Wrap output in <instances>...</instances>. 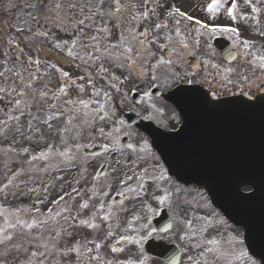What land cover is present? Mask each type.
<instances>
[{"label":"rangeland","instance_id":"rangeland-1","mask_svg":"<svg viewBox=\"0 0 264 264\" xmlns=\"http://www.w3.org/2000/svg\"><path fill=\"white\" fill-rule=\"evenodd\" d=\"M161 11L162 13L159 14L160 19L162 22L168 23L167 20L169 18L163 16L164 9H161ZM41 25V23L34 21L32 32L36 35L32 36L31 44L28 41L27 46H24L25 43L19 41V36L16 37L9 33L10 37L15 42H18L22 48L17 49L13 53L17 58L12 63L15 67L16 74L12 77H7L6 74L5 76H0V87L5 89V92L0 94V121L4 122L0 123V227L4 228V233H0V237L4 235L11 236L10 240L0 242V264H40L41 261H43V264H104L105 257L107 258L108 264H126L124 261L127 259L138 264H141V261L143 264H159L153 260L144 261L141 258L140 247L145 237L148 236V233L152 234L148 223L149 217L161 205L173 207L175 216L174 228L171 234H168V238L170 241H177L182 245V249L186 254L182 259V264H191L188 257L195 259L197 264H209L210 260L214 257L221 264H238V261L233 258L237 254L232 256L231 250L229 254H221L226 248L224 247L223 249L220 243L215 246L207 244V247H205V244L202 242L211 238L210 236H206V230L203 233L200 232L201 227H205L203 219L201 218L206 215L204 211L208 210L206 202H178L179 204H185V206H177L173 205V202H167L168 199L164 202H160L157 199L156 203H152L154 201L151 199H155V194L151 190L150 185L147 190L144 189L145 193L143 195L139 194L140 200H136V192L131 191V197L121 211L124 220L120 221V223L125 224L126 228H106L107 220L102 219V217L104 215L111 216L115 212L106 213L105 211L108 210L107 206L106 210L101 211L104 212L101 217L94 207V203L97 204L98 202H89L91 198L87 197L83 199L86 193L83 192V183L86 185H88V182L97 183L93 175V170L91 169L92 167L88 171L89 175L86 176L88 181L82 182V187L79 189L77 198L72 199V196H70L67 199L69 201L61 206L54 205L53 210L51 212L49 211L48 214L43 213L45 203L50 205L52 202L49 201L63 189L73 188L77 185L72 182L66 183V186L61 189L60 180L54 178L56 173L52 174L50 172V169L59 167L60 165L58 160L59 152L48 153L50 166L49 169H46V172L49 174H44L42 169L38 168L41 159L34 152L39 150L43 151L48 146L57 149L56 151L59 148L60 151V146L63 141L60 129L63 128V131L68 130L69 133L73 132L76 139H78V132L87 124L78 119V116L74 117L66 114L67 116L63 117L53 90H60L63 87L64 91H60L59 99L60 101L63 99L65 103V112L76 110L77 106H82L79 101H85L87 98L84 92L90 84H87L88 80L85 78V75H90V73L86 70L83 78L75 80L74 82L73 79L67 83L66 80L64 82L63 79H59L60 72L70 73L71 76L77 74V72L73 63H61L52 57L49 46L41 38L46 37V34L47 38H52L53 36H49V33L51 34L52 32H46V29L42 28ZM82 32H85L82 36L83 38L88 37V35L89 38L92 37L90 30L84 29ZM54 34L58 36L55 30ZM135 37L136 40L139 39V33ZM3 39L5 40V36L0 33V44L2 45L0 55L2 56H4L3 51L6 49L3 46ZM88 52L86 48L84 53L88 54ZM153 54L155 55L156 51ZM6 63L9 64L7 58ZM47 63H52L55 68L53 70L50 68L49 71L47 69ZM1 66L4 68L3 64H0ZM32 77H35V79H32ZM108 83L114 89L120 88V85H117L110 78L108 79ZM13 89L22 90L25 93L23 96L16 95ZM40 92H43L44 95L40 96ZM16 100H20L21 103L16 105ZM66 100H71L75 103L67 105ZM157 105L163 107L162 112L164 114L168 112V108L164 107L166 105L163 102ZM93 106H91V110H93L92 114L96 108ZM81 109L84 112L87 110L85 107ZM8 116H18L19 120H9ZM46 116H55L57 119L54 123L43 126L40 122ZM75 120L80 121L76 122ZM85 121H87V118ZM168 122L166 121L165 125ZM103 124L104 120L97 121L93 119V125H96V128H102ZM93 132L95 133V131ZM80 140L81 146L86 145L88 142L87 136H84ZM76 144L77 142L74 143V145ZM24 149H27V151H24ZM85 160L86 157L79 154L72 162L80 165L81 171L77 173L78 176H84L81 173L84 170V166H87ZM68 162L70 161H64L66 164ZM132 165L131 170L134 179L130 182V185L137 184V175H143L138 165H134V163ZM152 165L159 168L155 160ZM126 168L122 169L120 175L118 173V179ZM147 173L154 174L151 171H147ZM68 175L71 174L63 175V180L68 178ZM9 179L12 181L11 184L8 183ZM115 184H117V180L114 177L112 181H106L102 185V190L104 193H107L108 199L114 192H118V189L114 186ZM29 187L33 188L25 191ZM132 188H136L135 185H132ZM152 189L155 190V184L152 186ZM187 191L191 199H201L200 194L196 190L190 188ZM171 193L173 194V191ZM160 195H163V193H159L156 197ZM184 195H186L185 192H180L176 198L183 197ZM36 202H42V205L37 207L39 212L36 211L34 213L31 211L35 207ZM132 202H137L138 205L133 206ZM75 203L81 205L80 213L75 211V209H78V205L74 209L73 204ZM84 204H87V207H82ZM115 209L119 213L118 208ZM136 212H139V216L137 218L132 217ZM75 213L80 217L78 231L74 228V225L70 226V223H68ZM44 214L49 217L46 218ZM17 216L26 222L37 220L43 221L44 223L42 226L34 225L32 229H24L20 225L16 228H8L7 223H15ZM214 217L218 219L219 216L215 213ZM82 221L86 223H82ZM131 221H134V223H131ZM189 221L191 222V228L188 225ZM94 222L97 223V226L94 225ZM91 224L94 226L90 227L89 225ZM187 231L190 234L192 232H196L197 234L189 236ZM109 232H111V235H109ZM121 234H125L132 239L134 238L127 242L129 253L122 255L111 252V248H113L111 245H114L115 239L121 236ZM182 236L184 239H181ZM211 236L217 239L216 235L212 232ZM97 243L100 244L99 249L96 248ZM194 244H199L200 246L193 247ZM238 245L232 242L228 244V247L232 249L233 246L237 248ZM210 247H219V253L221 254L220 260L217 258L218 253H208L205 251L206 248ZM191 248L193 249L190 250ZM201 252L204 253L203 256L199 255ZM33 253H37V255L34 256ZM39 253H44V255L41 256ZM98 256L103 257V259L101 261L98 258L93 259V257ZM241 258L244 259L245 257L243 256ZM115 259H117L116 262ZM119 259L124 261H120Z\"/></svg>","mask_w":264,"mask_h":264},{"label":"flooded vegetation","instance_id":"flooded-vegetation-1","mask_svg":"<svg viewBox=\"0 0 264 264\" xmlns=\"http://www.w3.org/2000/svg\"><path fill=\"white\" fill-rule=\"evenodd\" d=\"M67 0H0V33L5 36L3 39V46L6 49L3 51L4 56L0 55V64H3L4 68L1 66L0 73L2 76L12 77L16 74L13 62L17 59L13 55L14 51L21 49L22 46L13 40L12 37L7 36L3 31L11 33L16 37H20L19 41L25 43L27 46L28 41H32V28L34 27V21L41 23L42 28L46 29L49 36L52 38L44 37L42 41L47 44L52 51L57 52L60 55H68L69 50L72 48L83 47L95 45L101 55L112 64L114 71H109L110 75L113 76L115 73L129 70V67L119 68L117 64L123 59L120 53L124 51L123 42L121 37H125L126 40H131V36H136L137 33H142L147 30L146 36H140L139 39L131 40V46L134 51L142 50L138 41H145L144 47L149 49L152 53L156 51V54L152 56L151 62L155 63L156 59L163 56L166 59L169 58V52L172 47L177 48V52L180 57H182V62H177L179 65H183L185 70H187V80H194L195 84H199L208 88V92L212 94L216 93V96L226 95L228 92L241 93L248 96L249 99L253 101L256 98L264 99V69L259 68V62H253L254 58L260 55H264V0H236V8L233 10V15L236 16L235 20H232L227 15V8L231 7L232 0H219V11L216 13H210L207 10V5L212 2V0H174V4L180 7L182 11L192 15L194 18L200 19L204 22L218 23L223 25H230L238 29L237 34L233 33H218L210 34L206 30H202L201 34H197L192 31L193 25L186 20L181 21V32L186 37L185 42L189 45L188 49H183L180 44V37L175 35V22L174 18H171V23L161 24L160 16L157 9L154 8L152 16L148 17V20H152V23H146L142 26L140 23L136 24L135 32H130V24L134 21V16L129 18L128 16V2L122 7V13L120 17V27L119 33L116 35H111L108 33L98 34L97 38L94 40L90 39H80L76 34V39H68L66 33L68 34L74 30L79 33L81 27L84 25H77L76 20L85 19L92 16V6H94L95 0H68L67 4L75 3L77 7L75 9L68 8L66 4ZM14 4V7H9V3ZM60 2L63 5L62 9L57 10L55 8V3ZM106 3V1H103ZM36 4L37 7H30L28 5ZM41 5H46L42 7ZM90 5V6H89ZM82 8V10H81ZM253 8L257 9L253 11ZM138 10V9H137ZM87 11V12H86ZM137 12V11H135ZM47 17V18H46ZM96 17H90V19H85L91 21V25L96 26ZM106 20L108 22H113L117 20L116 13L106 12ZM161 24L160 28H156L155 25ZM99 25V24H98ZM187 25V28L185 27ZM54 30L58 33V36L54 34ZM59 30L61 31L59 33ZM44 35V34H43ZM171 39H168V37ZM199 41L197 44L196 41ZM245 40L249 41V47L245 49L243 47V42ZM75 41V44H73ZM235 41V43H234ZM227 44L228 48L232 53H234V59L226 60L218 46H224ZM160 45H164L163 48ZM0 44V48H1ZM115 46V47H113ZM1 51V50H0ZM9 53V54H8ZM111 53V55H109ZM186 53V54H185ZM28 56V55H27ZM6 58L9 64L6 63ZM176 59L175 54L172 57ZM207 60L208 63L205 64L204 61ZM47 69L53 70L54 65L52 63H47ZM215 64L217 67H212ZM231 67L234 72L227 73L229 78L233 81L230 85H221V77L225 75L223 72L224 68ZM98 73V70L95 71ZM108 73V72H107ZM60 74H62L60 72ZM133 74H139V68ZM146 77V76H144ZM244 77H247L245 80ZM144 83L143 76L141 77L140 86L142 87ZM205 85V86H204ZM207 90V89H206ZM17 92V90H15ZM23 95V91L19 92ZM100 93H104L101 98L102 105L107 110L111 108L114 100L111 94L105 92L100 88ZM128 100V101H127ZM121 104H118V109L130 110L132 108L131 96L129 99L121 98ZM155 102V101H154ZM263 102V101H261ZM110 110V109H109ZM125 131H128L125 128ZM140 140L144 139L138 137ZM114 147L108 146L107 152H113ZM116 153V151H114Z\"/></svg>","mask_w":264,"mask_h":264},{"label":"snow or ice","instance_id":"snow-or-ice-1","mask_svg":"<svg viewBox=\"0 0 264 264\" xmlns=\"http://www.w3.org/2000/svg\"><path fill=\"white\" fill-rule=\"evenodd\" d=\"M103 3V0H100V3L97 4V11H101V5ZM219 0H212L211 3H209L207 5V10L210 13H216L219 11ZM15 5L12 4L11 2L9 3V7H14ZM30 7H37L36 4H30L28 5ZM42 7H46V5H41ZM55 8L57 10L62 9L63 5L60 2H56L55 3ZM236 0H232V5L231 7L227 8V15L232 19L235 20L236 16L233 15V10L236 8ZM77 7V5L75 3H69L68 4V8L70 9H75ZM116 8L117 10H119L120 8V4L117 0L116 2ZM82 10V8H81ZM257 9L253 8V11H256ZM147 12L144 13L145 16H147ZM167 15L171 16L174 18V22H175V35L177 37H180V44L183 46V49H188L189 45L185 42L186 37L184 36V34L181 32V21L182 20H186L188 21L190 24L193 25L192 27V31H195L198 35L201 34L202 30H206L207 33L210 34H218V33H233V34H237L238 36V29L235 27H231L230 25H223V24H218V23H209V22H204L201 21L200 19L194 18L192 15L186 13L185 11H182L180 7L177 6H172L171 9L169 10V12L167 13ZM47 18V17H46ZM85 19H90V17H87ZM85 19H80V20H76L75 23L77 25H84L85 24ZM156 28H160L161 24L157 23L155 25ZM185 27L187 28V25H185ZM80 32L83 31V29L81 28L79 30ZM139 35L141 36H146L147 35V30L145 32L139 33ZM262 35H264V33H262ZM93 39L95 40L96 38L93 37ZM136 37L133 35L131 36V40H135ZM168 39H171V37L169 36ZM131 40H126L125 37H121V41L123 42V48L124 51L120 53V56L123 58L121 60V62L119 64H117V67L119 68H125V67H129L131 69L130 75L132 73H135L137 68H139V74L142 76H149L151 77L152 81H159L163 78V81L165 84L170 83L172 81L175 82H179L181 80V76L180 73L177 71H173V66L179 61L182 62V57H180L179 53L177 52V48L172 47L171 51L169 52V58H165L163 56L159 57L158 59H156L155 63L151 62V57L154 55L149 49L144 47L145 41H138V43L141 46L142 50H136L134 51L133 47L131 46ZM196 43L198 44L199 41L197 40ZM235 43V41H234ZM73 44H75V41H73ZM115 47V46H113ZM161 48L164 47V45H160ZM243 47L245 49H247L249 47V41L245 40L243 42ZM97 51H99V49H96ZM175 54L176 59H173V55ZM186 54V53H185ZM69 56L73 55V52L71 50H69L68 52ZM88 55L91 57V53H88ZM109 55H111V53H109ZM230 58L234 59L235 57H232L230 54ZM259 62V68L260 69H264V55H260L254 58V63L255 62ZM38 63V61H37ZM205 64L208 63L207 60L204 61ZM212 67H217V65L213 64ZM164 69L163 72H161V69ZM104 72H107V69H101ZM223 72L225 73V75H223L221 77V85H230L233 83V81L229 78V76L227 75V73H232L234 72V69L231 67L228 68H224ZM65 76H68L67 72L63 73ZM3 73H0V76H2ZM32 79H35V77H32ZM118 79V78H116ZM125 79H128V77H125ZM244 79L246 80L247 77H244ZM91 82V81H89ZM186 83L188 84H192L194 83V80L192 79H188L186 81ZM60 91H64V88L61 87ZM5 92V89L0 87V93ZM40 96H43L44 93L40 92L39 93ZM105 95H107V93H105ZM149 93L145 92L144 96H148ZM212 99H209L208 95H204L203 96V100L205 103L209 104V105H215V97H216V93L213 92L212 94ZM220 102V101H219ZM21 103L20 100H16L15 104L19 105ZM69 104H74V101L69 100L68 101ZM80 104L84 105L85 108L88 107L87 103L84 100H80L79 101ZM146 118H150V117H146ZM9 120H19V117L16 116H8ZM0 123H4L2 121H0ZM85 123H87V121H85ZM120 123L122 124L123 121H120ZM101 133H103V129H100ZM115 131L118 133L120 131V129H115ZM108 145H105V148H107ZM134 146L132 144H128L127 148H133ZM148 148L147 142H144L143 146L140 148L141 152H144L146 149ZM24 151H27V149H24ZM41 156H44L45 153L41 152L40 154ZM59 155L61 156H67V152H60ZM74 157H69V159H72ZM135 175V174H134ZM150 179L153 180L154 182H158V181H166L168 179L167 174L165 173V171L161 168L159 169L158 175L157 174H148L147 170H143V175H137L136 176V180H137V187L136 188H132L131 186H129L126 191H132V192H136L137 195L140 194V191H142L144 189V179ZM133 176H127L126 180H132ZM9 184L12 183L11 179H9L8 181ZM120 183L123 185L125 183L124 180H121ZM157 186L159 187V184H157ZM73 191H75V189H73ZM123 194V193H122ZM103 195H107V193H103ZM172 195V193L170 191H168L167 188L164 189V194L160 195L158 197H156V199H158L160 202H164L166 199H168L170 196ZM64 197L61 196L59 197V201H63ZM58 201L54 200L53 203H57ZM82 207H87V204L82 205ZM100 207H103V205H101ZM37 212H39V209H36ZM49 211H51V209H49ZM57 215H59V213H57ZM102 219L104 220H108L109 216L108 215H104L102 217ZM201 219H205V218H201ZM43 221H37V220H32L31 222H26L25 220L21 219L19 216L16 217L15 219V223H7V227L8 228H16L18 225L22 226L24 229H32L34 227V225L37 226H42L43 225ZM82 223H86L85 221H82ZM189 227L191 228V222H188ZM90 227L94 226V225H89ZM206 226L207 227H211L212 226V221L210 220H206ZM206 230L205 227H201L200 232L203 233ZM0 233H4V228L0 227ZM196 232H192L191 235H196ZM109 235H111V232H109ZM11 236L10 235H4L3 237H0V242H2L3 240H10ZM121 240H129L132 239L130 237L127 236H121L120 237ZM181 239H184V237L182 236ZM203 243L206 244H210V245H218L219 242L215 239H209L207 241H202ZM229 243L231 244L232 241H229ZM199 244H194L193 247H199ZM18 247V245H17ZM96 248L99 249L100 248V244L97 243L96 244ZM113 251H122V249L119 248H113ZM89 251H91V249H89ZM206 252L208 253H212V252H216L219 253L220 249L219 247H210V248H206L205 249ZM33 255H37V253H33ZM39 255L43 256L44 253H39ZM200 256H203L204 253L201 252L199 254ZM246 253L243 251L239 252V255H236L235 258L236 259H241V257L245 256ZM93 259H97V257H93ZM189 261H191V264H197V261L195 259H193L192 257H188ZM40 264H43V261L40 262ZM126 264H133L132 261H127ZM141 264H143V262L141 261ZM173 264H175V260H173ZM254 264V262H253Z\"/></svg>","mask_w":264,"mask_h":264},{"label":"water","instance_id":"water-1","mask_svg":"<svg viewBox=\"0 0 264 264\" xmlns=\"http://www.w3.org/2000/svg\"><path fill=\"white\" fill-rule=\"evenodd\" d=\"M239 114H240L239 116H234L233 118H231V117L225 118L224 123L222 124L223 125V134H224L225 138H227L232 133L231 132V124H230L231 120H233L236 124H240V123L245 124L246 127L239 128V130H238L239 133H243L246 128L249 132H251L253 127L260 124L259 123L260 119H258V118H256L254 120L252 118V116H250V115H242L240 112H239ZM165 164L168 168V172L170 174H174L175 172H174L173 168L171 167L172 162H170L169 164L168 163H165ZM175 174H177V173H175ZM192 178H194L193 175H192ZM193 181H196V180H193ZM196 182L198 184H200V180H198ZM219 207L226 216L233 217L234 219H237L236 215H234V213L237 212L236 210H234V213H233V210H231L230 207H226V206L220 205V204H219ZM157 220L158 219H155L154 222L157 223L158 222ZM247 232L248 233L245 234L246 243H247L248 247L254 248V250L251 251V253L254 256L261 259V263L264 264V240H263V238L260 236L259 231L257 229L256 238H253V240L257 241V243L251 244L249 241V238H250V234L251 235L255 234L254 229L248 227ZM146 249H147V252L152 253L153 255L163 257L166 261H169V257H170L169 253L170 252L166 251L164 248L162 250L158 249L157 246L155 244H153V241H151V240L147 241Z\"/></svg>","mask_w":264,"mask_h":264}]
</instances>
